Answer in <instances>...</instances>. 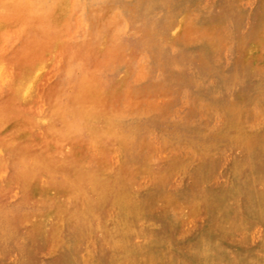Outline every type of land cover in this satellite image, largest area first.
Masks as SVG:
<instances>
[{
	"label": "rangeland",
	"instance_id": "374dc122",
	"mask_svg": "<svg viewBox=\"0 0 264 264\" xmlns=\"http://www.w3.org/2000/svg\"><path fill=\"white\" fill-rule=\"evenodd\" d=\"M71 1L61 33L76 57L56 59V108L38 118L41 162L68 163L35 173L0 130V264H264V0ZM90 81L106 117L75 116Z\"/></svg>",
	"mask_w": 264,
	"mask_h": 264
},
{
	"label": "bare ground",
	"instance_id": "6f19581e",
	"mask_svg": "<svg viewBox=\"0 0 264 264\" xmlns=\"http://www.w3.org/2000/svg\"><path fill=\"white\" fill-rule=\"evenodd\" d=\"M106 1V0H105ZM124 1V0H123ZM122 1V2H123ZM126 1V0H125ZM136 1V0H135ZM157 1V0H156ZM163 1V0H162ZM208 1V0H207ZM206 1V2H207ZM226 1V0H225ZM38 2V1H37ZM44 3V2H43ZM93 3V2H91ZM128 3V2H127ZM161 3V2H160ZM192 3V1H191ZM194 3V2H193ZM200 3V2H199ZM217 3V2H216ZM222 3V0H221ZM250 3V2H249ZM252 3V2H251ZM104 4V2H103ZM110 4V3H109ZM119 4V3H118ZM132 4V3H131ZM139 4V3H138ZM137 4V5H138ZM198 4V3H197ZM244 4V3H243ZM88 5V4H86ZM114 5V4H113ZM116 5V4H115ZM124 5V4H123ZM215 5V4H214ZM220 5V3H219ZM222 5V4H221ZM224 5V4H223ZM251 5V4H250ZM255 5V4H253ZM257 5V4H256ZM74 1L71 0H59V2L53 6L52 9L44 11L41 6L35 3V0H0V48L7 49L4 44L9 39H13L18 43L17 47H14L10 51L0 52V130L4 129V132L9 134L10 142L12 145L5 141L6 147H3L5 152L10 153L14 161H26L30 160V164L36 172H51L54 168L66 167L68 161L60 160L55 162L49 158H45L42 163L43 157L47 153V150L40 149V136L39 127L42 125L39 123L38 118L41 117L42 112L54 111L56 108V94L57 89L51 83L49 73L53 68V64H56V59L63 61L65 58L76 57L69 51V47L66 44V40L63 37L64 28L69 24ZM95 6V5H94ZM122 6V3H121ZM136 6V5H135ZM166 6V5H165ZM164 6V7H165ZM186 6V5H185ZM139 7V6H138ZM150 7V6H149ZM188 7V6H186ZM191 7V6H189ZM200 7V6H198ZM213 7V6H212ZM244 7V6H243ZM243 7L241 9H243ZM82 8V5H81ZM86 8V7H84ZM117 8V6H116ZM166 8V7H165ZM253 8V7H252ZM121 9V8H120ZM135 9V8H134ZM146 9V8H145ZM169 9V8H168ZM149 10V9H148ZM195 10V9H194ZM235 10V9H234ZM117 11V10H116ZM128 11V10H127ZM152 11V10H151ZM167 11V10H166ZM179 11V10H178ZM201 11V10H200ZM216 11V10H215ZM236 11V10H235ZM83 12V11H82ZM136 12V10L134 11ZM211 11H209L210 13ZM246 12V11H245ZM252 12V11H251ZM81 13V12H80ZM177 13V12H176ZM180 13V12H179ZM244 12H242L243 14ZM254 13V12H253ZM252 13V14H253ZM82 14V13H81ZM119 14V12H118ZM128 14V12H127ZM135 14V13H134ZM174 14V13H172ZM181 14V13H180ZM211 14V13H210ZM230 14V13H228ZM122 15V14H121ZM120 15V16H121ZM158 15V14H157ZM201 15V14H200ZM203 15V14H202ZM226 15V14H225ZM123 16V15H122ZM129 16V15H128ZM205 16V12L204 15ZM124 17V16H123ZM172 17V16H171ZM202 17V16H201ZM226 17V16H225ZM229 17V16H228ZM253 17V16H252ZM130 18V17H129ZM128 18V19H129ZM153 18V17H152ZM223 18V17H222ZM230 18V17H229ZM125 19V18H124ZM178 19V18H177ZM220 19V18H219ZM227 19V18H226ZM238 19V18H237ZM246 19V18H245ZM130 20V19H129ZM140 20V19H139ZM153 20V19H152ZM170 20V19H168ZM175 20V19H174ZM173 20V21H174ZM199 20V19H198ZM207 20V19H206ZM252 20V19H251ZM176 21V20H175ZM197 21V20H196ZM216 21V20H215ZM224 21V19H223ZM136 22V21H135ZM144 22V21H143ZM151 21L150 23H152ZM164 22V21H163ZM179 22V21H178ZM229 23V21H227ZM226 22V23H227ZM235 22V21H234ZM264 22V21H263ZM200 23V22H199ZM240 23V22H238ZM83 24V23H82ZM85 24V23H84ZM126 24V23H125ZM178 24V23H177ZM224 24V22H223ZM230 24V23H229ZM132 25V24H131ZM133 25H135L133 23ZM138 25V24H137ZM154 25V24H153ZM199 25V24H197ZM119 26V25H118ZM129 26V25H128ZM149 26V24H148ZM162 26V25H160ZM159 26V27H160ZM237 26V25H236ZM259 26V25H258ZM85 27V26H84ZM121 27V26H120ZM123 27V26H122ZM134 27V26H133ZM158 27V29H159ZM249 27V26H248ZM141 28V27H139ZM148 28V27H147ZM162 28V27H161ZM259 28V27H258ZM124 29V28H123ZM121 29V30H123ZM155 29V28H151ZM163 29H165L163 27ZM169 29V28H168ZM243 29V28H240ZM247 29V27H246ZM85 30V29H84ZM117 30V28L115 29ZM173 30V28H172ZM231 30V29H230ZM62 34L60 37H52L53 33L59 32ZM129 31V30H128ZM126 31V32H128ZM165 32V30H164ZM167 32V31H166ZM171 32V31H170ZM177 32V31H176ZM228 32V31H227ZM232 32V30H231ZM230 32V33H231ZM240 32V31H239ZM246 32V31H245ZM154 34L156 32H153ZM152 33V34H153ZM158 33V32H157ZM85 34V33H84ZM123 34V33H122ZM170 34V33H169ZM234 34V33H233ZM231 33V36L233 35ZM78 35V34H77ZM171 35V34H170ZM152 36V35H151ZM162 36V35H161ZM174 36V35H173ZM230 36V38H231ZM121 37V36H120ZM155 37V36H154ZM157 37V35H156ZM155 37V38H156ZM246 37V36H245ZM244 37V38H245ZM248 37V35H247ZM137 39V37H135ZM160 38V37H159ZM81 39V38H80ZM121 39V38H119ZM151 41L150 38H147ZM234 39V37H233ZM247 39V38H246ZM95 40V38H94ZM163 40V39H162ZM161 40V42H162ZM103 41V40H102ZM101 41V42H102ZM105 41V40H104ZM121 41V40H120ZM132 41V40H131ZM140 41V40H139ZM158 41V40H157ZM203 41V40H201ZM110 42V41H109ZM123 42V40H122ZM153 43V41H151ZM181 42V41H180ZM108 43V42H106ZM128 43V42H127ZM136 43V42H135ZM134 43V46H135ZM142 42L140 41V44ZM144 43V42H143ZM142 43V45H143ZM158 43H160L158 41ZM199 43V42H198ZM102 44V43H101ZM132 44V42H131ZM191 44V43H190ZM137 45V44H136ZM158 45V44H157ZM160 45V44H159ZM162 45V44H161ZM184 45V44H183ZM186 45V44H185ZM128 46V45H127ZM156 46V45H155ZM169 46V45H168ZM264 46V45H263ZM144 47V46H143ZM151 47V45H150ZM149 47V48H150ZM158 47V46H157ZM174 47V46H173ZM231 47L233 45L231 44ZM148 48V47H146ZM161 48V47H159ZM202 48V47H201ZM256 49V47H254ZM142 49V48H141ZM157 49V48H156ZM175 49V48H173ZM204 49V48H202ZM151 50V49H150ZM154 50V49H153ZM176 50V49H175ZM197 50V49H196ZM223 50V49H222ZM248 50V49H247ZM254 50V49H253ZM130 51V50H129ZM144 51V50H143ZM147 51V50H146ZM160 51V49H159ZM171 51V49H170ZM173 51V50H172ZM202 51V50H201ZM209 51V50H208ZM55 52H62L65 55H54ZM157 52V51H155ZM174 52V51H173ZM181 52V51H180ZM179 52V53H180ZM212 52V51H211ZM224 52V51H223ZM119 53V52H118ZM122 53V52H121ZM143 53V52H142ZM148 53V52H147ZM183 53V52H182ZM195 53V52H193ZM207 52H205L206 54ZM214 53V52H213ZM226 53V52H225ZM248 53V52H247ZM156 54V53H155ZM175 54V53H174ZM173 54V55H174ZM178 54V53H177ZM176 54V55H177ZM190 54V53H189ZM217 54V52H216ZM250 54V53H249ZM127 55V54H126ZM144 55V54H143ZM156 54L155 56H158ZM172 55V54H171ZM180 55V54H179ZM191 55V54H190ZM202 55V53H201ZM207 55V54H206ZM221 55V54H220ZM49 56V57H48ZM56 56V57H55ZM160 56V55H159ZM184 56V55H183ZM186 56V55H185ZM188 56V55H187ZM213 56V55H212ZM211 56V57H212ZM217 56L218 55H215ZM213 56V58H214ZM222 56V55H221ZM226 56V55H225ZM248 56V55H247ZM142 57V56H141ZM140 57V58H141ZM149 57V56H148ZM169 57V56H168ZM167 57V59H168ZM197 57V56H196ZM232 57V56H231ZM55 58V59H54ZM79 58V56H78ZM187 58V57H186ZM212 58V59H213ZM219 58V57H218ZM161 59V56H160ZM164 59V58H163ZM172 59V57H170ZM179 59V58H178ZM183 59V58H182ZM216 59V58H215ZM223 59V58H222ZM221 59V60H222ZM140 60V59H139ZM142 60V59H141ZM140 60V61H141ZM184 60V59H183ZM228 60V59H227ZM244 60V59H243ZM178 61V60H177ZM186 61V59H185ZM190 61V60H189ZM218 61V60H217ZM220 61V58H219ZM225 61V60H224ZM59 62V61H58ZM150 62V61H149ZM168 62V60L166 61ZM164 62V63H166ZM215 62V61H214ZM74 63V62H73ZM80 63V62H79ZM127 63V62H126ZM132 63V61H131ZM170 61L168 62L169 65ZM177 63V62H176ZM184 63V61H183ZM209 63V62H208ZM218 63V62H217ZM216 63V64H217ZM229 63V62H227ZM72 64V63H71ZM152 64V63H151ZM156 64V63H155ZM167 64V63H166ZM165 64V65H166ZM171 64V63H170ZM174 64V63H173ZM179 64V63H178ZM210 64V63H209ZM214 64V63H213ZM197 65V64H196ZM211 65V64H210ZM118 66V65H116ZM177 66V65H176ZM213 66V65H212ZM215 66V65H214ZM220 66V64H219ZM222 66V65H221ZM226 66V63H225ZM73 67V66H72ZM77 67V66H74ZM111 67V66H110ZM164 67V66H163ZM216 67V66H215ZM115 68V67H114ZM130 68V67H129ZM171 68V67H170ZM207 68V67H206ZM211 68V67H210ZM245 68V67H244ZM173 69V68H172ZM176 69V68H174ZM173 69V70H174ZM200 69V68H199ZM213 69V68H211ZM218 69V67H217ZM109 70V69H108ZM107 70L108 73H110ZM152 70V69H151ZM166 70V69H165ZM183 70V68H182ZM179 70V71H182ZM215 70V69H214ZM232 70V69H231ZM237 70V69H235ZM234 70V71H235ZM239 70V69H238ZM237 70V71H238ZM246 70V69H244ZM157 71V70H156ZM169 71V70H168ZM175 71V70H174ZM178 71V72H179ZM184 71V70H183ZM182 71V72H183ZM186 71V70H185ZM189 71V69H188ZM206 71V70H205ZM127 72V71H126ZM153 72V71H152ZM213 72V71H211ZM218 72V71H217ZM231 72V71H230ZM84 73V72H83ZM102 73V72H101ZM113 73V71H112ZM129 73V71H128ZM184 73V72H183ZM262 73V72H261ZM161 74V72H160ZM164 74V73H163ZM179 74V73H178ZM210 74V73H209ZM225 74V73H224ZM237 74V73H236ZM246 75V73H244ZM257 74V73H256ZM124 75V74H123ZM151 75V74H150ZM149 75V76H150ZM166 75V74H165ZM188 77L190 75L186 74ZM229 75V74H227ZM243 75V76H245ZM44 76H48L47 81L44 82ZM153 76V75H152ZM248 76V73H247ZM256 76V75H255ZM68 78V76H66ZM65 77V78H66ZM72 77V76H71ZM104 77V76H103ZM111 77V75H110ZM131 77V75H130ZM159 77V76H158ZM162 77V76H161ZM159 77V78H161ZM172 77V75H171ZM209 77V76H208ZM223 77V76H222ZM227 77V76H226ZM230 77V76H229ZM237 77V76H236ZM109 78V76L107 77ZM106 78V79H107ZM112 78V77H111ZM192 78V77H191ZM253 78H256L253 76ZM102 79V78H101ZM105 79V80H106ZM115 79V78H114ZM167 80V78H165ZM173 79V78H172ZM183 79V78H182ZM189 79V78H188ZM237 79V78H236ZM61 80V79H60ZM74 80V79H73ZM111 80V79H110ZM118 80V79H117ZM152 80V79H151ZM157 80V79H156ZM165 80V81H166ZM169 80V79H168ZM167 80V81H168ZM225 80V79H224ZM231 80V79H230ZM229 80V81H230ZM248 80V79H247ZM252 80V79H251ZM107 81H109L107 79ZM146 81V80H144ZM171 81V80H170ZM210 81V80H209ZM232 81V80H231ZM257 81V80H256ZM119 82V81H118ZM174 82V80H173ZM178 82V81H177ZM182 83V80L180 81ZM228 82V80H227ZM242 82V81H241ZM249 82V81H248ZM253 82V81H252ZM259 82V81H257ZM86 83V82H85ZM108 83V82H107ZM115 83V82H114ZM131 83V82H130ZM172 83V82H171ZM194 83V82H193ZM197 83V82H196ZM199 83V82H198ZM224 83V82H223ZM230 85V82H228ZM250 83V82H249ZM254 83V82H253ZM116 84V83H115ZM119 84V83H118ZM165 84V83H164ZM169 84V82L167 83ZM166 84V85H167ZM189 84V83H188ZM200 84V83H199ZM212 84V83H211ZM112 85V84H111ZM247 85V84H246ZM254 85V84H253ZM260 85V84H259ZM168 86V85H167ZM175 86V85H173ZM184 86V84H183ZM186 86V84H185ZM231 86V85H230ZM245 86V85H244ZM248 86V85H247ZM256 86V85H255ZM258 86V84H257ZM123 87V86H122ZM170 87V86H169ZM182 87V86H181ZM236 87V86H235ZM249 87V86H248ZM253 86H251L252 89ZM172 88V85H171ZM180 88V86L178 87ZM188 88V87H187ZM202 88V87H201ZM225 88V87H223ZM249 89V88H248ZM255 89V88H254ZM257 89V88H256ZM175 90V89H174ZM226 90V89H225ZM236 90V89H235ZM96 86L93 81L81 85L79 92L74 96L72 100V106L79 109L76 113V117L91 120L93 112L98 117L100 115L106 117L100 110L102 99L99 95L95 94ZM108 91V90H107ZM115 91V90H114ZM205 91V89H204ZM227 91V90H226ZM233 91V90H232ZM249 91V90H248ZM117 93V91H115ZM119 92V91H118ZM174 92V91H173ZM172 92V93H173ZM201 92V91H200ZM104 93V92H103ZM134 93V92H133ZM202 93V92H201ZM245 93V92H244ZM114 94V92H113ZM192 94V93H191ZM230 94V93H229ZM232 94V93H231ZM62 95V94H61ZM136 95V94H135ZM175 95V94H174ZM173 95V98H174ZM190 95V94H188ZM196 95V94H195ZM216 94H214L215 96ZM248 95V94H247ZM179 96V95H177ZM193 96V94H192ZM229 96V95H228ZM176 97V96H175ZM208 97V95H207ZM212 97V96H211ZM227 97V95H226ZM66 98V97H65ZM172 98V99H173ZM202 98V96H201ZM67 99V98H66ZM108 99V98H107ZM180 99V97H179ZM198 99V98H197ZM251 99V98H250ZM175 100V99H174ZM182 103L184 102L183 99ZM200 100V98H199ZM202 100V99H201ZM213 100V99H212ZM218 100V99H217ZM222 100V99H221ZM189 101V100H188ZM197 101V100H196ZM216 101V100H215ZM229 101V100H228ZM234 101V100H233ZM191 102V100H190ZM206 102V101H205ZM209 102V101H208ZM213 102V101H212ZM260 102V101H259ZM63 103V101H62ZM185 103V102H184ZM196 103V102H195ZM210 103V102H209ZM263 103V102H261ZM170 104V103H169ZM181 104V102H180ZM189 104V103H188ZM187 104V105H188ZM218 105V103H216ZM253 104V102H252ZM252 104L250 106H252ZM264 104V103H263ZM63 105V104H62ZM226 105V104H225ZM210 106V104H209ZM222 106V105H221ZM254 106V105H253ZM264 106V105H263ZM204 107V106H203ZM219 107V106H217ZM259 107V106H258ZM257 107V108H258ZM178 108V107H177ZM184 108V107H183ZM188 108V106H187ZM197 108V107H196ZM254 108V107H253ZM173 109V108H172ZM193 109V108H192ZM222 109V108H221ZM242 109V107H241ZM169 110V107H168ZM200 110V109H199ZM211 110V109H209ZM223 110V109H222ZM257 110V109H256ZM178 111V110H177ZM203 111V110H202ZM206 111V110H205ZM224 111V110H223ZM228 111V110H227ZM261 111V110H260ZM169 112V111H168ZM212 112V111H211ZM221 112V111H220ZM219 112V113H220ZM258 112V110H257ZM205 113V112H204ZM256 113V112H255ZM185 114V113H184ZM207 114V113H206ZM210 114V112H209ZM214 114V113H213ZM226 114V113H225ZM166 115V114H165ZM181 115V114H180ZM186 115V114H185ZM212 115V113H211ZM253 115V114H252ZM251 115V116H252ZM95 116V115H94ZM174 116V115H173ZM189 116V115H188ZM192 116V114H191ZM204 116V115H203ZM206 119L209 117H207ZM229 116V115H228ZM227 116V117H228ZM264 116V115H263ZM66 117V116H65ZM148 117V116H147ZM154 117V116H153ZM168 117V116H167ZM182 117V116H181ZM222 117H225L224 114ZM239 117V116H238ZM123 118V117H122ZM136 118V117H135ZM170 118V117H169ZM193 118V117H192ZM68 119V117H67ZM184 119V118H183ZM182 119V120H183ZM249 119V118H248ZM41 120V119H40ZM128 120V119H127ZM126 120V121H127ZM133 120V119H132ZM138 120V118H137ZM136 120V121H137ZM143 120V119H142ZM141 120V121H142ZM167 120V119H166ZM177 120V119H176ZM191 120V119H190ZM224 120V119H223ZM246 120V119H245ZM264 120V119H263ZM140 121V120H139ZM149 121V120H148ZM169 121V120H168ZM184 121V120H183ZM189 121V120H188ZM201 121V120H200ZM249 121V120H248ZM247 121V122H248ZM42 122V120H41ZM128 122V121H127ZM196 122V121H195ZM78 123V122H77ZM80 123V122H79ZM78 123V124H79ZM101 123V122H100ZM125 123V122H124ZM131 123V122H130ZM129 123V124H130ZM147 124V122H145ZM170 123V122H169ZM200 123V122H198ZM207 123V122H206ZM258 123V122H257ZM106 124V123H105ZM127 124V125H129ZM209 124V123H208ZM207 124V125H208ZM264 124V122H263ZM132 125V124H131ZM178 125V123H176ZM247 125H249L247 123ZM252 125V124H251ZM255 125V124H254ZM261 125V124H260ZM79 126V125H78ZM124 126V125H123ZM126 126V124H125ZM133 126V125H132ZM131 126V127H132ZM151 126V124H150ZM168 126V125H167ZM166 126V127H167ZM170 126V125H169ZM195 126V125H194ZM203 126V125H202ZM74 127V126H73ZM196 127V126H195ZM200 127V126H197ZM196 127V128H197ZM259 127V126H258ZM262 127V126H261ZM115 128V127H114ZM118 128V127H117ZM125 128V127H124ZM134 128V127H133ZM142 128V127H141ZM150 128V127H149ZM155 128V127H154ZM170 128V127H169ZM175 128V126H174ZM185 128V127H184ZM222 128V127H221ZM253 128V127H251ZM256 128V127H255ZM253 128V130L255 129ZM49 132L52 130L49 127ZM63 129V128H62ZM81 129V128H79ZM78 129V130H79ZM209 129V128H208ZM223 129V128H222ZM117 130V129H116ZM141 130V129H140ZM188 130V129H187ZM224 130V129H223ZM222 130V131H223ZM77 131V130H76ZM80 131V130H79ZM159 131V130H158ZM157 131V132H158ZM59 132V131H57ZM123 132V131H122ZM125 132V131H124ZM127 132V131H126ZM141 132V131H140ZM210 132V130H209ZM168 133V132H167ZM175 133V132H174ZM52 134V133H51ZM114 134V133H113ZM130 134V133H129ZM128 134V135H129ZM140 134V133H139ZM138 134V136H139ZM53 135V134H52ZM190 135V134H189ZM197 135V134H196ZM54 136V135H53ZM122 136V135H121ZM147 136V135H146ZM145 136V137H146ZM167 136V135H165ZM173 136V135H172ZM181 136V135H180ZM186 136V133H185ZM184 136V137H185ZM129 137V136H128ZM159 137V136H158ZM157 137V139H158ZM148 138V137H147ZM146 138V139H147ZM186 138V137H185ZM217 139V138H216ZM219 139V138H218ZM174 140V139H173ZM159 142V141H158ZM157 142V143H158ZM154 144V143H153ZM16 145V146H13ZM204 145V144H203ZM200 146V145H199ZM188 147V145H187ZM137 149V148H136ZM260 149L263 147L260 145ZM187 150V149H186ZM201 150V149H200ZM145 151V150H144ZM166 151V150H165ZM223 151V150H222ZM206 152V151H205ZM124 153V152H123ZM208 153V151H207ZM217 153V151H216ZM222 153V152H221ZM225 153V152H224ZM227 154V152H226ZM47 155V154H46ZM189 155V154H188ZM250 155V154H249ZM193 156V155H192ZM251 157V156H249ZM135 161V160H134ZM76 165V164H75ZM42 166V167H41ZM72 166V165H70ZM69 169L68 175H74L80 179L89 178V175L83 172L79 167L73 166ZM205 173V172H204ZM94 179V175H90ZM183 197V196H182ZM252 200V199H251ZM88 198H85V202ZM83 202V200H82ZM84 202V203H85ZM83 203V205H84ZM82 205V206H83ZM229 206V205H227ZM23 207V206H22ZM261 208V207H259ZM225 209V208H224ZM262 209V208H261ZM259 211V210H258ZM175 213V212H174ZM173 214V213H172ZM216 214V213H215ZM255 214V213H254ZM177 215V214H176ZM258 215V214H257ZM167 216V215H166ZM216 216V215H215ZM172 218V217H171ZM169 218V219H171ZM172 222H174L172 220ZM223 228V227H222ZM263 237V236H262ZM143 239V238H142ZM70 255V253H69ZM69 259V258H68ZM74 261V260H73ZM76 264V263H75Z\"/></svg>",
	"mask_w": 264,
	"mask_h": 264
}]
</instances>
